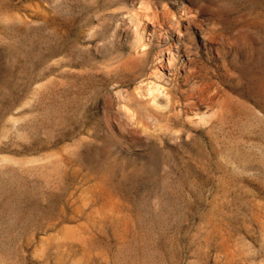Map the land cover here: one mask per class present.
Here are the masks:
<instances>
[{"label":"rangeland","instance_id":"374dc122","mask_svg":"<svg viewBox=\"0 0 264 264\" xmlns=\"http://www.w3.org/2000/svg\"><path fill=\"white\" fill-rule=\"evenodd\" d=\"M0 264H264V0H0Z\"/></svg>","mask_w":264,"mask_h":264}]
</instances>
